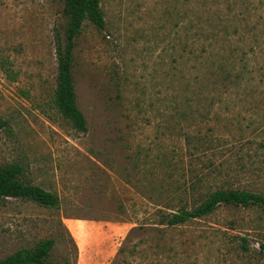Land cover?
Returning <instances> with one entry per match:
<instances>
[{"label":"rangeland","instance_id":"374dc122","mask_svg":"<svg viewBox=\"0 0 264 264\" xmlns=\"http://www.w3.org/2000/svg\"><path fill=\"white\" fill-rule=\"evenodd\" d=\"M99 6L72 51L79 132L53 104L63 1L0 0V168L60 200L0 199V259L50 238L54 264H264L259 207L163 222L221 186L264 195V0Z\"/></svg>","mask_w":264,"mask_h":264},{"label":"trees","instance_id":"16d2710c","mask_svg":"<svg viewBox=\"0 0 264 264\" xmlns=\"http://www.w3.org/2000/svg\"><path fill=\"white\" fill-rule=\"evenodd\" d=\"M62 1L66 26L63 39L61 40L58 37L59 35L56 36L57 76L53 104L60 115L75 130L85 132L86 121L75 102L71 72L72 51L74 40L79 35L83 23L88 21L95 27L102 29L104 26V17L100 10L99 0ZM224 65H220V72L223 75V86L224 90H226L228 84L232 82L229 79V73L226 72V66ZM239 77L240 74L237 73L235 79ZM4 125L5 122L0 119V129ZM186 139L189 142L187 136ZM200 142L201 144L204 143L203 140ZM20 174L21 168L18 166L10 165L0 168V199H24L47 209L59 208L60 200L55 193L48 192L39 186L22 182L20 180ZM194 183V181H190L184 187V190H191ZM219 205L241 206L244 208L256 206L264 211V195L249 190L221 186L206 193L202 199H199L195 206L189 209L181 207L177 211L165 214L163 222L167 227H175L187 221L207 216L213 213ZM54 244L55 240L50 238L40 240L31 249L19 250L4 259H0V264H54L47 260ZM261 248L264 249V245ZM119 252L121 253L122 249Z\"/></svg>","mask_w":264,"mask_h":264}]
</instances>
